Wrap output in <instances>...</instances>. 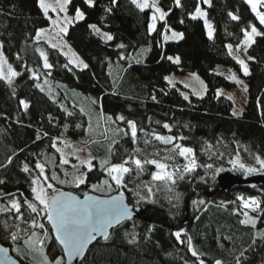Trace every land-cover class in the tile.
Wrapping results in <instances>:
<instances>
[{
    "label": "trees",
    "instance_id": "obj_1",
    "mask_svg": "<svg viewBox=\"0 0 264 264\" xmlns=\"http://www.w3.org/2000/svg\"><path fill=\"white\" fill-rule=\"evenodd\" d=\"M158 3L166 15L150 31L151 10L141 11L132 0H93L92 6L85 0H69L68 13L79 9L84 14L64 34L87 65L77 68L59 49L35 38L37 30L48 25L38 0H0V53L16 72L11 79L0 75V208L4 209L0 216L15 221L10 202H34L37 165L57 190L79 195L119 192L111 180L100 188L108 179L109 157L117 156L120 147L132 149L141 133L171 136L191 148L197 160L191 172L172 182L183 198L182 212L170 214L156 202L140 203L145 208L143 216L125 220L111 229L107 239H97L80 264H264V207L258 215L241 208L235 199L236 193H250L264 202V187L218 189L217 169L229 161L207 149L221 141L233 152L264 159V25L245 0ZM199 3L212 25L211 36L202 19L192 16ZM252 24L262 34L247 49L252 59L245 77L246 102L241 115L234 116L232 101L216 93L219 86L233 84L213 68L221 64L239 70L228 45L238 44ZM90 25L113 39L102 37ZM170 29L179 31L181 37L163 40V32ZM40 51L51 67L43 65ZM172 71L197 73L206 86L204 95L185 96L184 86L167 82ZM69 106L87 121L89 137L81 143L97 156L82 184H77L74 168L61 162L54 147L56 138L74 136L75 115ZM129 121L135 124V136ZM60 177L68 186H61ZM187 199L192 207L183 221ZM247 213L254 216L255 226L249 220L242 223ZM45 215L38 254L33 253L32 244L6 238L0 222V243L21 264L63 261ZM28 256L31 260L25 262L22 258Z\"/></svg>",
    "mask_w": 264,
    "mask_h": 264
},
{
    "label": "rangeland",
    "instance_id": "obj_2",
    "mask_svg": "<svg viewBox=\"0 0 264 264\" xmlns=\"http://www.w3.org/2000/svg\"><path fill=\"white\" fill-rule=\"evenodd\" d=\"M202 1L205 3V0ZM245 1L248 3V0ZM138 2L143 3L144 0H138ZM148 3L149 7L147 8L151 10V19L149 25L153 23L156 24V21L161 17L160 13L155 11V8H159L161 11L163 10L159 5L158 0H148ZM44 4L48 7L47 13H45L44 9L40 6V0H38V5L45 18L48 20V25L39 28L36 32L35 38L37 40L45 41L52 47L55 45V47L59 49L62 54L67 55L66 58H68L70 64L77 68H83L84 62L65 41V33L60 31V27L67 28L70 24L77 21L76 12L74 14L68 13V3L65 4L64 0H44ZM153 4L155 5V8L152 7ZM205 4H208V2ZM248 5L252 11L251 5L249 3ZM62 7L64 8V11H61ZM197 8L200 9L199 12H197ZM257 11L264 13V6L258 5ZM253 14L259 21L256 13L253 12ZM153 15L156 16L155 21L152 19ZM192 16L202 19L207 36H211L213 33V28L210 21L206 17L205 9L200 3L192 13ZM53 21H56L57 23L54 24ZM253 26H255L259 32L257 26L252 24L247 29H245L244 35L238 44L230 45L231 48L228 47V51L231 56L236 61L243 60L247 68L250 57L247 53V49L254 40L255 36L252 37L251 42L246 43L247 37L245 33H251V28ZM94 31L99 33L102 37H106L104 33L96 31L95 29ZM38 32H40L39 37H37ZM180 37L181 33L173 29L167 30L162 34L163 40H176ZM40 54L43 65L45 66L46 54L44 51H40ZM0 57H2L1 53ZM170 57H172L171 60L173 62L177 63L176 56ZM47 63L49 64L48 59ZM13 69L14 67L8 65L4 61L3 57L0 58V75L2 77L5 79H11L12 76H14L11 74L15 70ZM213 70L217 74L222 75L227 80L232 82L233 85L229 88L219 86L216 90V93L223 95L232 101V114L235 113V115L233 114L234 116L241 115L246 102V75L244 74L242 66L239 64V70H234L231 67L216 64ZM233 76H235V80L232 79ZM166 80L171 85H177L179 83L184 86L186 90H182V92L185 96H187L188 93H192L195 96H202L205 93V83L195 72L176 73L172 71L166 76ZM237 81H240V83ZM70 112L71 114L75 115V121L73 124L74 136L70 138V135L67 134L66 138H56L54 147L60 154L61 162L63 164H69L74 168V175L76 178L85 177L86 170L93 166V160L94 158H97V156L91 152L90 148L81 143V140H85L89 137L87 134V121L82 118L81 112L78 109L70 107ZM104 127L105 126L102 127L103 131L105 129ZM157 137H162L164 139H157ZM165 140L169 142L166 143ZM111 142L112 141H108V145H110ZM183 148L189 147L181 144L179 140L174 139L171 136L141 133V135H139V137L134 140L132 149L127 150L123 147H120L121 150L117 156L109 157L110 161L106 167L108 179L105 180L107 183H101L100 188L104 189L109 184L108 181L111 180V182H114V184L119 188V192L125 193V189L128 190V194H126L127 201L132 205H140V203L145 202H156L164 207L165 210L170 214L182 212L183 198L176 190L172 188V182L176 178L191 172L197 164L193 150L191 153H185L184 155H181L180 153ZM207 149L209 154H212L214 151H218L221 154L227 156L229 166L236 173L245 174L259 170L264 171V166L259 163V160L264 159L258 156L248 155L245 152H233L230 147L221 141H217ZM136 160L141 162L140 166L136 165ZM152 161H155L156 163H152ZM159 164H162L165 167L161 169L157 166ZM89 165L91 167H89ZM114 165H123L128 169V171L110 172V169ZM240 165H244V167H241ZM38 168L39 175L33 180L36 181V183H33V188H36L37 191H39L40 188H43L49 197L57 189L53 186L52 188L47 187V185L51 183L46 178L43 167L40 165ZM41 169H43V171H41ZM219 169L217 170L219 171ZM249 169L252 170L249 171ZM154 175H160L164 178L154 179ZM115 176H120L119 184L115 179H113ZM169 176H171V179H169ZM59 183L61 186H68L66 185V179L62 177L59 178ZM35 197L36 193H34V202L30 204L36 206V212L31 210L28 203L22 204L16 200H13L10 202L9 209L14 213L13 218L15 221L11 219L6 220L4 219L3 215H1L0 222L2 223L6 238L12 242H21L23 245L32 244L33 253L38 254L41 253L39 245L43 237L41 230H43L44 227L42 224L43 220L41 218L44 214H46V210L44 209V206L41 205L38 200H36ZM13 202H16L19 205V211H17L16 208L12 206ZM262 204H264V202H262ZM189 207H192L190 206V203ZM184 209L185 208H183V213ZM3 211L4 209L0 208V213H3ZM41 225H43V227H40ZM177 232L180 233V231ZM177 232H175V234ZM22 259L25 262H29L31 260L29 256L25 258L23 257Z\"/></svg>",
    "mask_w": 264,
    "mask_h": 264
},
{
    "label": "snow or ice",
    "instance_id": "obj_3",
    "mask_svg": "<svg viewBox=\"0 0 264 264\" xmlns=\"http://www.w3.org/2000/svg\"><path fill=\"white\" fill-rule=\"evenodd\" d=\"M69 0H64V3L67 4ZM208 0H205V3H207ZM85 3H87L89 6L93 5V0H85ZM132 3L137 6L141 11H143L145 8L149 7L148 0H144L143 3L138 2V0H132ZM180 0H176V4L179 5ZM248 3L252 7V11L256 13L257 17L259 18V21L261 24H264V13H261L257 11L258 5L264 6V0H248ZM40 6L44 9L45 13L48 11V7L44 4V0H40ZM153 8H155V5H152ZM61 11H64V8H61ZM156 12L160 13V17L163 18L166 13L161 11L159 8H155ZM200 9L197 8V12H199ZM84 14L79 9L76 10V19H83ZM195 19L196 17L193 16ZM233 19H238V17L233 16ZM153 21H155L156 16L153 15L152 17ZM67 20V18H66ZM53 23H57L56 21H53ZM90 28L95 29L96 31H99V29H96L95 25H90ZM155 28V24L149 25V30H153ZM43 31V30H41ZM60 31L65 33L67 32V28L60 27ZM262 33L258 32L256 27L253 26L251 28V33H245L247 40L246 43L252 41L253 36L261 35ZM40 32L37 33V37H39ZM106 35L107 40H112L113 37L111 35ZM211 35V34H210ZM55 47V45H53ZM122 47V45H121ZM231 48V46H228ZM2 58V57H0ZM171 60L172 57H169ZM249 59H252L249 57ZM178 62V58H177ZM244 71L245 75L249 74L248 68L245 65V62L243 60L237 61ZM45 67H51L47 63V58L45 57ZM84 67L86 68L87 65L85 64ZM12 75H16V73L12 72ZM233 80H235V76L232 77ZM240 83V81H237ZM246 90V88H245ZM154 99V97H153ZM187 99V97H185ZM23 103V102H22ZM27 107V105H25ZM235 115V113H233ZM118 119L123 120L124 117L120 116ZM129 126L132 129V135L135 136V124L133 121H129ZM165 127H168L165 125ZM157 139H164L162 137H157ZM165 142H169L165 140ZM192 149L190 148H183L181 151V155H184L185 153H191ZM259 159V158H258ZM127 163V162H125ZM137 166H140V161H135ZM152 163H156L155 161H152ZM259 163L264 166V160H259ZM159 168L163 169L165 166L162 164L157 165ZM241 167H244V165H240ZM37 167H40V165H37ZM89 167H91L89 165ZM25 171H27V166H25ZM252 169H249L251 171ZM43 171V169H41ZM128 169L125 168L123 165H114L110 172H127ZM154 179H163V176L160 175H154ZM53 179H56L55 176H53ZM77 184H82L85 182L84 177H78ZM113 179L116 180V182L120 183V176H115ZM169 179H171V176H169ZM33 183H36V181H33ZM103 183H107V181H104ZM48 188H52L51 184L47 185ZM93 188H97V185H93ZM33 192L36 193V200L39 201L41 205L44 206V209L48 211V219L52 222L53 228L55 229L57 233V240L63 245L64 250L67 252V254L71 257L73 254H80L85 245L94 237L92 236L93 232L100 231L103 233L104 238H108L107 229L109 227L113 226V223H118L119 220L127 214V209L122 208L120 205L116 203V200L118 198H113L111 201H101L96 200L92 197H89L85 195L84 201L76 200L75 198H72L70 200H62L60 196H53L48 197L47 193L44 191L43 188H40L39 191H37L36 188H33ZM242 199V198H241ZM251 203L253 205H257V201L254 198H250ZM14 208H16L17 211H19V205L16 202H13L12 205ZM246 206H248L246 204ZM258 206V205H257ZM29 207L33 212L37 211L36 206L29 204ZM248 221H242V223H247ZM252 225L255 226V220L251 221ZM40 227H43L41 225ZM177 238H179L180 233H176ZM3 249H0L2 251ZM194 256L196 255V252L193 251L192 253ZM56 264H62L61 260L57 259ZM216 264H220V261H217Z\"/></svg>",
    "mask_w": 264,
    "mask_h": 264
},
{
    "label": "water",
    "instance_id": "obj_4",
    "mask_svg": "<svg viewBox=\"0 0 264 264\" xmlns=\"http://www.w3.org/2000/svg\"><path fill=\"white\" fill-rule=\"evenodd\" d=\"M215 182L218 185V189L221 190H230L233 187H243V188H251L255 186L264 187V171H254L252 173H245L242 175H237L235 171L231 169L229 165H224L219 172L217 173L215 177ZM60 196L62 200H70L72 198H75L79 201H84L85 195L92 197L96 200L101 201H111L113 198H118L116 200V203L120 205L122 208L127 209V214L124 215L118 223L114 222L112 227H109L107 229L108 236L110 234V231L112 228L116 227L118 224L125 220H130L134 218H140L143 216L145 212V208L140 205H132L127 201V195L124 192H112L109 194H98L92 191L85 192L81 195L68 190V189H58L54 193H52L49 197L53 196ZM188 199L185 205V216L183 218V221L186 220L189 212V204ZM46 222L50 228L51 236L54 238L56 243L61 249L63 261L62 264H80L82 261L87 249L90 247L91 244H93L97 239L105 240L104 235L100 231H96L92 233V236L94 237L91 239L84 247L83 251L80 254H73L71 257L67 254V252L64 250L63 245L57 240V233L55 229L53 228L52 222L48 219V211L46 210ZM0 249H3L0 251V264H21L18 259H16L11 251L10 248L7 245H4L0 243Z\"/></svg>",
    "mask_w": 264,
    "mask_h": 264
},
{
    "label": "built area",
    "instance_id": "obj_5",
    "mask_svg": "<svg viewBox=\"0 0 264 264\" xmlns=\"http://www.w3.org/2000/svg\"><path fill=\"white\" fill-rule=\"evenodd\" d=\"M250 198H254L257 201V205L258 206L257 205H253L251 203V199ZM235 199L238 201L239 205L242 208L250 209V210H254V211H259V212L262 210L261 200L256 195H253V194H250V193H236L235 194ZM246 204L248 206H246Z\"/></svg>",
    "mask_w": 264,
    "mask_h": 264
},
{
    "label": "crops",
    "instance_id": "obj_6",
    "mask_svg": "<svg viewBox=\"0 0 264 264\" xmlns=\"http://www.w3.org/2000/svg\"><path fill=\"white\" fill-rule=\"evenodd\" d=\"M63 55H64V54H63ZM65 57H67V55H65ZM67 60H68V58H67ZM68 62H69V61H68ZM69 63H70V62H69ZM78 68H79V67H78ZM252 217H254L252 214L247 213L246 216H245V220H246V221H247V220L251 221Z\"/></svg>",
    "mask_w": 264,
    "mask_h": 264
},
{
    "label": "bare ground",
    "instance_id": "obj_7",
    "mask_svg": "<svg viewBox=\"0 0 264 264\" xmlns=\"http://www.w3.org/2000/svg\"><path fill=\"white\" fill-rule=\"evenodd\" d=\"M240 206V205H239ZM241 207V206H240ZM242 208V207H241ZM243 209H245V208H243ZM245 210H247V211H251V212H255L254 210H250V209H245Z\"/></svg>",
    "mask_w": 264,
    "mask_h": 264
}]
</instances>
